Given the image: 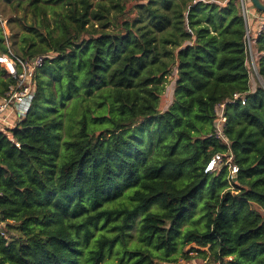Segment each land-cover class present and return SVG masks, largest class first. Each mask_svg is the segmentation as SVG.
Listing matches in <instances>:
<instances>
[{
    "label": "trees",
    "instance_id": "16d2710c",
    "mask_svg": "<svg viewBox=\"0 0 264 264\" xmlns=\"http://www.w3.org/2000/svg\"><path fill=\"white\" fill-rule=\"evenodd\" d=\"M0 9V54L47 57L0 130V264H264V34L252 89L239 0ZM12 84L0 69V99Z\"/></svg>",
    "mask_w": 264,
    "mask_h": 264
},
{
    "label": "built area",
    "instance_id": "2783aa9c",
    "mask_svg": "<svg viewBox=\"0 0 264 264\" xmlns=\"http://www.w3.org/2000/svg\"><path fill=\"white\" fill-rule=\"evenodd\" d=\"M243 18L246 22V49L248 52L251 50V39L248 29L249 10L246 7V0H239ZM255 19L257 22V34H264V14H256ZM1 26L3 31L5 23L2 22ZM5 36L6 35L4 32ZM8 47L9 43L5 42ZM46 56H36L30 60H22L16 57L9 50L5 54H0V69L3 70L8 76L11 77L14 84L9 86L5 96L0 99V130L13 128L19 118H21L30 106V102L34 95V75L35 72L43 65ZM253 64V62H252ZM222 113V112H221ZM219 114V121L217 125L216 137L222 138L221 123L224 119L222 114ZM224 163L229 172L228 180L233 181L238 173V167L233 164L232 155L224 158L222 155H216L207 164L205 168L206 173H211L216 169V166Z\"/></svg>",
    "mask_w": 264,
    "mask_h": 264
},
{
    "label": "rangeland",
    "instance_id": "374dc122",
    "mask_svg": "<svg viewBox=\"0 0 264 264\" xmlns=\"http://www.w3.org/2000/svg\"><path fill=\"white\" fill-rule=\"evenodd\" d=\"M2 9H0V14L1 16L4 18V16L6 15L4 12H1ZM5 34H8V30H4ZM3 32V33H4ZM253 50L251 49V52ZM255 53V51H253ZM252 52V55L254 57V53ZM248 61H247V67H248V71H249V76H250V85L251 88L254 89L257 85H260L261 83V79L260 77L257 75L256 69H255V65H254V61L251 60L250 63V55L251 53L248 52ZM254 59V58H253ZM253 62V64H252ZM42 80H45L46 77L45 76H41ZM169 86L166 88V91L164 92V94L161 96V100H160V111H164L171 103L172 100V84H168ZM134 230L132 229V232ZM189 249V246L185 249V252H187ZM188 256L192 257L190 260L185 261L180 259L178 261L177 264H204L205 262L201 259L196 257L195 253H189Z\"/></svg>",
    "mask_w": 264,
    "mask_h": 264
},
{
    "label": "crops",
    "instance_id": "0c3cea01",
    "mask_svg": "<svg viewBox=\"0 0 264 264\" xmlns=\"http://www.w3.org/2000/svg\"><path fill=\"white\" fill-rule=\"evenodd\" d=\"M249 10V18H247L248 19V29H249V35H250V39H251V49L254 51V39H255V36L257 35V27H256V25H257V22H256V19H255V15L257 14L254 10H250V9H248ZM252 51V52H253ZM252 52H251V50H250V53H251V55H250V63H251V60L252 61H254V57H253V55H252ZM254 53V52H253ZM254 56H255V53H254Z\"/></svg>",
    "mask_w": 264,
    "mask_h": 264
},
{
    "label": "water",
    "instance_id": "95a60500",
    "mask_svg": "<svg viewBox=\"0 0 264 264\" xmlns=\"http://www.w3.org/2000/svg\"><path fill=\"white\" fill-rule=\"evenodd\" d=\"M254 10L264 14V3L261 0H249Z\"/></svg>",
    "mask_w": 264,
    "mask_h": 264
}]
</instances>
